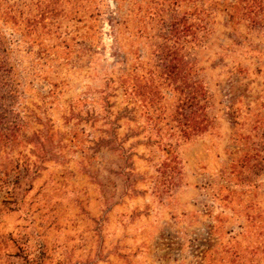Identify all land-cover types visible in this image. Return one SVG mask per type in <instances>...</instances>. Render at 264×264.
Listing matches in <instances>:
<instances>
[{
    "label": "rangeland",
    "instance_id": "1",
    "mask_svg": "<svg viewBox=\"0 0 264 264\" xmlns=\"http://www.w3.org/2000/svg\"><path fill=\"white\" fill-rule=\"evenodd\" d=\"M170 1L62 16L80 35L48 51L0 16V264H264V27L197 0L210 31L170 77Z\"/></svg>",
    "mask_w": 264,
    "mask_h": 264
},
{
    "label": "trees",
    "instance_id": "2",
    "mask_svg": "<svg viewBox=\"0 0 264 264\" xmlns=\"http://www.w3.org/2000/svg\"><path fill=\"white\" fill-rule=\"evenodd\" d=\"M170 2L172 6H170L169 9L173 7L172 10L175 13L170 15L169 18H160L162 28L160 26L161 32L157 35V38H159L158 41L160 42L158 46L160 58L158 59L160 61H165L162 68L172 77L173 74L179 73V70L182 71L179 68L181 65H186L185 53L181 52L182 45L185 42H192V44L200 42L201 39L208 34L210 28L206 26V23L202 24L204 23V18H199L198 16L193 17L191 13H208L209 11L207 12L204 3L198 5L197 0H171ZM105 3L106 0H0V16L1 19L4 18L6 22L13 27L21 29L26 34V38L27 36L31 37L33 44L36 42L40 43L44 46L43 48H47L48 51L50 48L48 47L49 40L51 38H54L55 41L62 38L64 42H67L68 35L71 34V38H76L80 35V32L59 31L64 16H71V20H74L77 18L76 15L78 13H82L83 19L85 15L86 19L90 20L93 16L92 19L96 20L97 17L94 16L103 12H101V10H103L101 7L103 5L105 6ZM237 4H243L241 6L243 11L241 14L243 16L245 15L251 27H264V0H238ZM138 8L142 10L141 7ZM192 8L194 9L193 11ZM228 8L229 2L226 9ZM232 8H234L233 15L239 14V8L237 6L232 5ZM72 9L73 11L71 12ZM89 10L94 12H87ZM207 16L209 15L207 14ZM111 18H114L113 21H116L115 16L111 15ZM77 22H80V19L77 20ZM88 28L90 27L88 26ZM66 44L70 46V43ZM0 45L2 46V55H4L8 49L6 46L7 44L6 42H2ZM5 65L6 62H0V77L3 75V86L9 88V84L11 87L14 86V84L10 83V78L7 75L8 70H4ZM182 78L185 79V76H182ZM137 81H139L138 78ZM198 81L199 80H194L193 87L195 90H192L193 92H191L188 99L185 96V100L182 101L180 105L182 108L198 107L194 108V110H196L194 114H197L198 109L201 107L199 94L202 93ZM139 84L141 85L142 83ZM133 88L138 90L136 84ZM14 92L16 91L11 90V93ZM205 92L207 95L209 94L208 91ZM257 127L261 128L262 126L258 125ZM261 158L264 160V157ZM253 163L251 156L245 154L238 160L237 165L244 170H252V168L255 169L256 167L253 166ZM253 178L254 174H252L250 181H252ZM237 264H240V262L238 261Z\"/></svg>",
    "mask_w": 264,
    "mask_h": 264
}]
</instances>
